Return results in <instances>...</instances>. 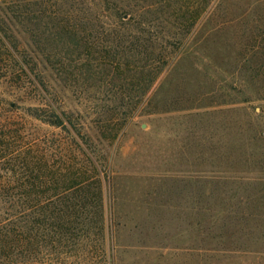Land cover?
<instances>
[{"label": "rangeland", "instance_id": "374dc122", "mask_svg": "<svg viewBox=\"0 0 264 264\" xmlns=\"http://www.w3.org/2000/svg\"><path fill=\"white\" fill-rule=\"evenodd\" d=\"M91 1L0 0V22L46 83L41 91L28 78L26 88L0 84V111L50 104L82 115L97 163L87 174L102 182L103 208L81 213L86 227L48 229L20 259L264 264V181L225 180H264V150L255 149L264 147V0H110L111 19L88 21L83 35L111 53L67 51L57 17L70 6L96 13L105 2ZM80 56L96 58L93 76ZM45 57L82 62L64 83ZM162 57L158 72L153 60Z\"/></svg>", "mask_w": 264, "mask_h": 264}, {"label": "trees", "instance_id": "16d2710c", "mask_svg": "<svg viewBox=\"0 0 264 264\" xmlns=\"http://www.w3.org/2000/svg\"><path fill=\"white\" fill-rule=\"evenodd\" d=\"M110 4V0H105L96 13L90 8L82 11L70 6L65 15L57 17L63 18L55 26L58 29L55 35L60 39L57 42L71 52L90 49L100 54L111 53L110 49L97 46L101 43L98 36L95 38L92 33L88 37L83 35L84 25L88 26L89 22L97 21L103 25L104 19H111ZM52 19L57 22L56 17ZM19 43L14 30L0 22V84L26 88L21 81L28 78L29 83L41 91L46 83L35 72L33 62L20 54ZM85 58L82 59L87 66L85 70L93 76L97 60L94 57ZM45 61L64 83L67 77L64 81L63 74L68 76L69 70L75 72L77 67L73 63L82 62L71 57H45ZM153 61L160 63L158 72L168 63L165 57ZM141 69L145 70L146 66ZM24 81L26 86L27 79ZM154 81H150L148 87ZM10 106L23 113L14 111L10 115L0 111V114L3 113L0 115V244L5 249L0 264H27L20 258L29 260L33 247L45 243L46 230L51 229L54 234L60 235L87 226L88 219L81 213L103 208L102 182L96 177L97 173L94 176L87 174L97 171V163L92 155L91 129H87L82 115L57 111L50 104L19 107L18 103H10ZM3 108L0 107V110ZM45 127L59 129L60 133L55 135ZM117 135L114 133L112 138ZM256 136L259 134L256 133ZM255 149L263 151L264 147L259 145ZM225 180L234 181L231 183L242 181L241 184L264 181L243 178ZM93 188L97 189L96 201L89 203L87 200L94 194L90 192ZM99 221L102 225V220ZM61 240L56 242L61 243Z\"/></svg>", "mask_w": 264, "mask_h": 264}]
</instances>
